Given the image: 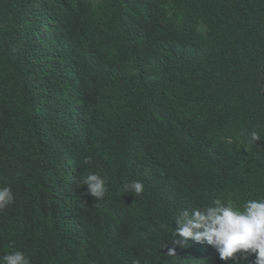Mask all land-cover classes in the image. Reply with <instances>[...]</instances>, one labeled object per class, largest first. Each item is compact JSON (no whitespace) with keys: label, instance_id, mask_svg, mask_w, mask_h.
Listing matches in <instances>:
<instances>
[{"label":"trees","instance_id":"obj_1","mask_svg":"<svg viewBox=\"0 0 264 264\" xmlns=\"http://www.w3.org/2000/svg\"><path fill=\"white\" fill-rule=\"evenodd\" d=\"M124 3L154 8L158 27L165 26L166 32L181 17L178 29L169 39L145 44L140 38L132 44L126 43L128 36H114L112 42L126 44L103 48L102 30L114 24L108 21L116 16V0H0V183L11 188L18 202L24 195L16 192L20 185L15 182L28 178L34 209L27 221L38 222L34 235L48 249L60 248L67 234L80 250L96 252V263L126 258L132 264H198L192 254L199 253L201 264H220L208 249H185L187 241L174 250L173 236L180 239L173 235L174 221L152 215L164 205L156 201L160 192L153 184L156 174L183 183L188 196L178 199L177 207H203L213 199L239 206L264 198V0ZM201 26L206 30L199 31ZM33 36L44 44L35 48ZM199 40L209 47L202 56L191 55L192 60L170 67L174 75L169 82L178 83V90L147 100L125 99L142 88L149 62L138 59L133 68L129 62L142 46L157 50L171 44L183 51ZM121 76L123 81L110 84ZM87 92L103 109L81 115L76 104ZM9 103L24 106L16 111ZM107 109L115 111L111 115ZM30 114L36 122L27 131ZM155 123L160 125L151 126ZM3 124L12 127V138L2 134ZM252 131L261 139L251 141ZM6 166L10 172L4 177ZM53 166L67 176L63 186L75 191L54 192L46 179ZM90 173L103 175L122 209L74 203L82 198L80 182ZM132 181L148 186L147 197L125 199L124 185ZM8 212H0V226ZM112 222L138 230L120 226L103 238L91 227ZM25 231V219L18 214L0 228V244L4 234L18 241ZM18 249L35 264L71 261L36 242L19 240ZM8 250L7 245L3 252ZM239 257L230 264H252L255 254L246 261Z\"/></svg>","mask_w":264,"mask_h":264},{"label":"clouds","instance_id":"obj_2","mask_svg":"<svg viewBox=\"0 0 264 264\" xmlns=\"http://www.w3.org/2000/svg\"><path fill=\"white\" fill-rule=\"evenodd\" d=\"M91 4H99L100 0H84ZM70 10V4H68ZM181 17L176 18L169 30L166 32L165 26L158 27L154 8L149 6H134V4L127 5L124 0H116V16L111 21L110 26L104 27L102 30L103 48L114 47L117 42H112L111 37L114 36H128L129 42L134 43L138 39H142L145 44L148 41L168 36V39L173 36V33L178 29L177 26ZM110 27L113 31L109 30ZM199 31L206 30L201 26ZM48 34L50 35L49 31ZM35 48L44 44L39 42L35 36L31 37ZM126 43H117L123 46ZM209 47L202 41H193L183 50H179L171 44H165L157 50H147L142 46L138 56L130 57L129 62L132 68L136 60H146L149 66L144 67V76L141 81L142 88L138 89L139 95L133 96V93L128 95L125 99L133 101L138 97L147 100V97H157L167 90H178V83H170V78L174 75L170 67L176 61L192 60L191 55H196L198 58L202 56ZM124 80V76L116 78L112 83H118ZM243 78L238 82L242 83ZM194 83L193 81H191ZM196 84V83H195ZM110 92V91H109ZM88 93V92H87ZM110 94H112L110 92ZM113 95V94H112ZM192 97L197 96L192 92ZM114 96V95H113ZM32 100V99H31ZM13 110L20 111L23 109L24 103L18 105L8 104ZM18 106V107H15ZM77 110L81 115L86 111L103 109V107L88 93L83 98L79 99L76 104ZM109 114H113L115 110L107 109ZM130 113L132 111H129ZM32 125L27 131H31L35 127L36 116L30 114ZM2 120V118H0ZM132 118H130V121ZM46 122V121H45ZM44 122V123H45ZM43 123V124H44ZM4 125V124H3ZM135 125V124H134ZM155 123L151 126H158ZM5 126V125H4ZM150 126V127H151ZM3 135L12 138V127L5 126ZM15 130V129H14ZM16 131V130H15ZM18 134L21 131H16ZM49 137V133H48ZM250 139L253 142L260 140V135L256 131H252ZM231 142V141H229ZM177 155H174V157ZM180 160L186 164L180 156ZM90 160L86 159L85 163ZM54 172L52 175L46 177L47 181L54 186V192L66 194L75 190H70L63 186L67 176L59 166H53ZM2 167L0 165V171ZM10 172L6 166L4 177ZM200 178V177H199ZM82 188V198L74 203H82L83 205H91L102 211H116L122 209L120 199L112 197L106 187V181L103 175L99 173H90L80 182ZM15 184L20 185L16 192H21L24 195L22 201L15 202L14 194L10 187L0 183V212L9 209L0 228L7 224L11 218L16 215H21L25 219L26 231L20 235L19 240L31 241L40 244L42 249L47 253H55L60 259H70L68 264H104V261L96 263L97 253L88 250L82 251L77 248L74 243L68 239L65 234L60 248L48 249L34 235L37 229L40 228L38 222L30 224L27 219L34 209V194L28 191V178L18 179ZM179 189L183 190L181 193ZM153 188L160 192V196L156 201L162 202L164 205L157 208L152 213L153 216L159 218L163 215L169 220H173L176 225L173 235L178 236V240L173 236L174 250L179 244L186 241L185 249L197 247L205 248L211 251L212 257L220 264H230V259H234L236 255L240 254V259L247 260L251 254H255V259L252 264H264V198L259 200L250 199L236 206L231 201H222L221 199H213L210 204L203 207L188 208V206L177 207L176 202L180 198L188 196L187 189L183 183L177 179L157 175L155 176ZM126 194L124 195L127 201L141 200L147 197L148 186L142 181H132L124 185ZM92 200L93 202H90ZM58 205L54 202V207ZM131 222L135 221L134 216H128ZM157 222V221H156ZM155 222V224H156ZM120 226H124V230L136 229L132 226L112 222L104 226L98 224L92 225L97 230L100 236L108 238L114 230H118ZM75 230H82L80 228H71ZM138 230V229H136ZM60 235V234H59ZM4 242L0 244V264H35L32 260L21 250L18 249V241L14 240L9 234H4ZM194 242H198L197 246H192ZM9 246V250L3 252L5 246ZM169 255H173L170 251ZM192 258L198 264L204 262V259L199 253L192 254ZM111 264H132L126 258H116L110 260ZM136 264H139L137 261ZM208 264V263H205Z\"/></svg>","mask_w":264,"mask_h":264}]
</instances>
